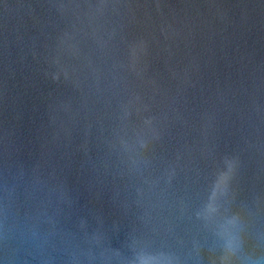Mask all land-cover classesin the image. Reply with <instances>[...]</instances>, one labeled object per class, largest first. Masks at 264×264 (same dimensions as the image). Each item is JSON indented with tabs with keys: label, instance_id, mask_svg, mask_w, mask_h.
Masks as SVG:
<instances>
[{
	"label": "water",
	"instance_id": "95a60500",
	"mask_svg": "<svg viewBox=\"0 0 264 264\" xmlns=\"http://www.w3.org/2000/svg\"><path fill=\"white\" fill-rule=\"evenodd\" d=\"M0 264H264V0H0Z\"/></svg>",
	"mask_w": 264,
	"mask_h": 264
}]
</instances>
